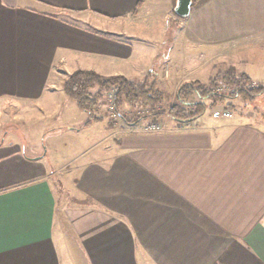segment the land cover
<instances>
[{
	"label": "crops",
	"instance_id": "1",
	"mask_svg": "<svg viewBox=\"0 0 264 264\" xmlns=\"http://www.w3.org/2000/svg\"><path fill=\"white\" fill-rule=\"evenodd\" d=\"M164 1L175 7L0 0V104L57 117L73 131L85 125L64 80L78 69L132 80L150 65L158 73L169 50L154 54L131 24ZM184 20L185 39L212 60L237 70L264 57V0H198ZM247 116L211 111L171 120L161 133L144 131L145 120L122 122L116 148L80 166L64 197L45 156L0 140V264H264V119Z\"/></svg>",
	"mask_w": 264,
	"mask_h": 264
},
{
	"label": "rangeland",
	"instance_id": "2",
	"mask_svg": "<svg viewBox=\"0 0 264 264\" xmlns=\"http://www.w3.org/2000/svg\"><path fill=\"white\" fill-rule=\"evenodd\" d=\"M163 4L164 6L162 5L156 9V12H158L156 15L141 13L138 20L131 24V27L135 29L139 36H143L141 32L149 36L145 41L154 54L161 53L163 55L164 49L169 50L167 60H165V55L162 56L159 72L155 74L156 77L152 74L153 80H156L158 85L160 84L159 87L167 95L166 101L164 100L165 105L161 109L167 110L173 103L176 90L182 83L195 80L209 83L217 76L218 71H226L230 68V65L223 63L221 57L214 60L210 59L209 51H205L199 45L187 41L182 29L184 18H179L175 14L171 3L167 4V1H164ZM90 22H93L94 25L92 18ZM151 24L155 28L153 33L143 31L147 25ZM108 25H111V22H108ZM123 37L131 43L140 41L139 38H130L126 35H123ZM189 57H191L190 60ZM201 64L204 65L200 68ZM213 65L215 66L212 67ZM195 68L199 69L195 70ZM237 68L238 72L242 70L247 77L257 80L256 82L264 81L263 56L247 60L246 63ZM150 70V72H153L152 65H150ZM59 77L62 78L63 73ZM145 77L146 75L141 79ZM216 90L227 94L232 91L231 88L223 85H220ZM110 94L113 95V92L108 94L107 101L104 102L97 113L100 115V120H95L89 125L82 124L73 127L74 131L67 127V123L57 117L42 116L34 113L33 109L20 113L11 102L4 101L0 104V140L3 139L6 143L20 144L28 155L45 156L51 166L54 179L60 188V193L64 197L69 194L70 185H68V180L75 181L80 174V166L89 160L107 155L105 152L109 151L110 148H116L118 137L116 138L115 131L123 121L118 113L110 108L113 104L109 98ZM228 101L234 104V108L228 107L233 111L232 120L250 119V116L247 115H252V120L264 119V94L254 100L237 97L228 99ZM140 110L139 114L150 112L145 107ZM211 111L208 109L202 116L209 119ZM87 118L89 119L88 115ZM171 120L168 115L164 114L145 121L149 124L151 121H166L168 123ZM138 124H141V121ZM78 131L80 133H77Z\"/></svg>",
	"mask_w": 264,
	"mask_h": 264
},
{
	"label": "trees",
	"instance_id": "3",
	"mask_svg": "<svg viewBox=\"0 0 264 264\" xmlns=\"http://www.w3.org/2000/svg\"><path fill=\"white\" fill-rule=\"evenodd\" d=\"M152 74L158 73L153 71L144 79L132 80L123 75L107 76L94 70L78 69L64 80L63 90L89 116L85 125L100 119L97 113L110 92H113L114 110L129 125L164 114L172 120L189 121L202 116L208 109L215 112L227 104L231 109L234 108L228 99L240 97L254 100L264 94V84L253 86L247 75L230 67L226 71H218L209 83L198 80L182 83L176 90L173 103L167 110H161L167 95L159 87L160 84L153 80ZM220 85L232 91L229 94L221 93L216 90ZM142 107L150 112L139 114Z\"/></svg>",
	"mask_w": 264,
	"mask_h": 264
},
{
	"label": "built area",
	"instance_id": "4",
	"mask_svg": "<svg viewBox=\"0 0 264 264\" xmlns=\"http://www.w3.org/2000/svg\"><path fill=\"white\" fill-rule=\"evenodd\" d=\"M254 86L256 85V83H252ZM113 95L110 94L109 98L112 100ZM111 110H114L113 105H111ZM214 117L216 118H225V119H229L231 117H233V111H231L228 107H224L220 110H217L215 112H213ZM115 117V116H114ZM168 129V124L167 122H163V121H151V123L145 125L144 127V131L146 132H152V133H161V132H165Z\"/></svg>",
	"mask_w": 264,
	"mask_h": 264
},
{
	"label": "water",
	"instance_id": "5",
	"mask_svg": "<svg viewBox=\"0 0 264 264\" xmlns=\"http://www.w3.org/2000/svg\"><path fill=\"white\" fill-rule=\"evenodd\" d=\"M196 0H176L174 12L179 18H188Z\"/></svg>",
	"mask_w": 264,
	"mask_h": 264
}]
</instances>
